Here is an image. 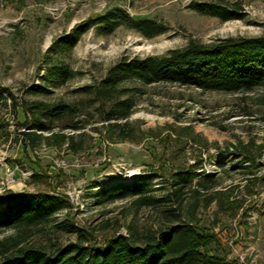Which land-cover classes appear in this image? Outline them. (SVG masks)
Instances as JSON below:
<instances>
[{"label":"rangeland","instance_id":"obj_1","mask_svg":"<svg viewBox=\"0 0 264 264\" xmlns=\"http://www.w3.org/2000/svg\"><path fill=\"white\" fill-rule=\"evenodd\" d=\"M200 2L230 8L235 2L242 17L223 21L196 9ZM116 6L164 31L145 37L122 25L106 35L94 27L74 35L84 21ZM231 36H264V0H0V88L12 97L0 103V207L14 191L52 193L67 203L52 221L32 228L25 244L84 238L98 247L115 235L154 229L167 221L160 208H136L132 198L100 202V192L147 180L159 196L170 189L172 174L193 170L214 185L192 179L180 212L192 214L205 248L239 264H264V89L231 93L132 81L113 99L93 93L122 57ZM64 40L73 44L67 49ZM53 65H65L70 76L50 81ZM34 85L48 93L34 95ZM125 98L128 116L108 115ZM35 100L69 110L43 121L48 130L30 129L36 117L44 120L26 110ZM29 131L30 137L23 134ZM65 225L78 231L60 229ZM15 232L0 230V242Z\"/></svg>","mask_w":264,"mask_h":264},{"label":"trees","instance_id":"obj_2","mask_svg":"<svg viewBox=\"0 0 264 264\" xmlns=\"http://www.w3.org/2000/svg\"><path fill=\"white\" fill-rule=\"evenodd\" d=\"M230 5L232 8L220 3L200 2L195 8L223 21L241 18V12L235 7L237 4L233 2ZM122 25L145 37L164 31L156 21L134 17L116 6L87 19L73 32L77 36L94 27L97 33L106 35ZM72 44L64 40L61 45L68 49ZM47 76L53 82L64 81L70 73L65 65H53L47 69ZM132 81L141 84L177 83L201 90L231 93L264 89V36H231L208 43L189 40L183 47L170 49L162 55L122 57L107 69L105 76L93 87V93L100 98L113 99L123 83ZM91 89V86L81 87L85 91ZM31 93L46 95L48 88L34 85ZM11 98L6 88H0V103L6 104ZM261 103L264 104V96ZM11 105L14 106L12 100ZM115 106L117 108L111 109L108 115L113 116L117 112V117L128 116V99L116 100ZM21 107L23 112L24 106ZM26 110L44 119L36 117L29 123L30 129L48 130L49 124L43 121L65 115L69 107L61 102L48 104L35 100ZM23 134L28 137L33 135L30 131ZM194 178L197 185L212 180L193 170H180L172 174L170 189L163 195L150 193L147 180L114 185L100 192V202L132 198L136 208H160L167 221L143 233L112 236L98 247L84 244V238L47 246L25 244L32 228L52 221L67 203L61 196L47 192H9L0 207V230L14 229L16 232L0 242V264H239L223 254L208 251L204 244L206 236L196 229L192 214L185 216L180 212L185 189L190 187ZM206 185L212 187L214 184ZM55 227H60V224L56 223ZM60 229L78 231L73 225L61 226ZM78 235L84 237L82 233Z\"/></svg>","mask_w":264,"mask_h":264},{"label":"bare ground","instance_id":"obj_3","mask_svg":"<svg viewBox=\"0 0 264 264\" xmlns=\"http://www.w3.org/2000/svg\"><path fill=\"white\" fill-rule=\"evenodd\" d=\"M132 175V174H131Z\"/></svg>","mask_w":264,"mask_h":264}]
</instances>
